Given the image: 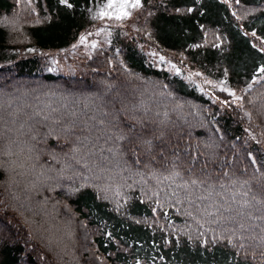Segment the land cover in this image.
<instances>
[{
    "label": "trees",
    "instance_id": "trees-1",
    "mask_svg": "<svg viewBox=\"0 0 264 264\" xmlns=\"http://www.w3.org/2000/svg\"><path fill=\"white\" fill-rule=\"evenodd\" d=\"M97 1L0 0V264H264V0H139L47 69Z\"/></svg>",
    "mask_w": 264,
    "mask_h": 264
},
{
    "label": "rangeland",
    "instance_id": "rangeland-1",
    "mask_svg": "<svg viewBox=\"0 0 264 264\" xmlns=\"http://www.w3.org/2000/svg\"><path fill=\"white\" fill-rule=\"evenodd\" d=\"M101 1L98 0L97 2H95L94 7L91 8V12L92 14H94L95 16H97V14L101 11V10H106L111 12L112 9H105V5H107L110 0H103V2H100L99 5H97V3ZM226 1V0H225ZM117 2H121V0H117ZM129 4H133L136 3V0H128ZM135 8L133 7H129L126 9V11L129 13H131L132 10H134ZM248 12V8H240V15H246ZM249 13V12H248ZM8 17L6 16L4 19H7ZM125 18H122L120 20H116L114 17L109 19L107 16H105L104 18H99L97 16V20L100 22L99 24H102L97 26V27H93V31L88 35L89 37H85V35H79L77 37H75L72 45L70 46V50H65V49H61V50H57V52H52L51 53V61H48V65H47V69L49 70H56L57 72H60L62 74H68V73H72L74 75H82L83 71L80 68V64L79 62L81 60H83L81 57H83L85 54L87 53H92V51H96L98 49L99 46L105 45V43H107L108 39L112 36L113 38H117V33L121 34V31L117 30L116 32L113 31L112 33H110V31L112 30V28L110 29V27L112 25H115L116 23H119L120 21H122ZM94 38V40H93ZM93 45H95V47H93ZM258 46H264V43H258ZM262 48V47H261ZM51 68V69H50ZM221 68H217V72H222ZM218 77V76H217ZM219 79L221 81V84L224 83L228 84L227 82H225L223 79V75H219ZM250 81L252 80H246L245 82H241L243 84V86H246L247 84L250 83ZM252 83V82H251ZM229 86V91H231L230 89L232 88V85H228ZM224 87V86H223ZM227 88V87H225ZM245 88H239L237 89L235 92L232 93L233 96H235V94L239 95L241 92L244 91ZM228 90V88L226 89ZM26 250V259L24 257H22L23 262L28 261L31 262L34 259V252L32 254L28 253V250H30L29 248L25 247ZM26 263V262H25Z\"/></svg>",
    "mask_w": 264,
    "mask_h": 264
},
{
    "label": "snow or ice",
    "instance_id": "snow-or-ice-1",
    "mask_svg": "<svg viewBox=\"0 0 264 264\" xmlns=\"http://www.w3.org/2000/svg\"><path fill=\"white\" fill-rule=\"evenodd\" d=\"M139 6V0H136V3L129 4L128 0H121V2H117V0H110V2L105 5V9H112L111 12L106 10H101L97 16L99 18H104L107 16L109 19L115 18L116 20H120L122 18H126L128 16V12L126 11L129 7H138ZM96 18V17H94ZM95 47V45H93Z\"/></svg>",
    "mask_w": 264,
    "mask_h": 264
}]
</instances>
